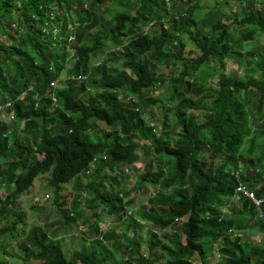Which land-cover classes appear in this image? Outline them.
<instances>
[{"label": "trees", "instance_id": "trees-1", "mask_svg": "<svg viewBox=\"0 0 264 264\" xmlns=\"http://www.w3.org/2000/svg\"><path fill=\"white\" fill-rule=\"evenodd\" d=\"M193 1L0 0V254L20 225L28 263L105 264L119 254L116 264H264V45L243 49L264 33V0H237L229 22ZM185 33L198 56L183 54ZM242 57L241 76L227 74V60L239 66ZM62 74L64 85L52 87ZM161 106L157 131L145 114L155 119ZM104 168L114 172L110 189ZM125 168L147 189L138 219L127 215L133 201L119 184ZM44 174L65 221L87 222L89 245L68 255L50 241L57 231L26 223L19 210ZM70 180L75 196L66 202ZM238 184L262 197L260 206L233 198ZM102 212L124 220L121 232L102 230ZM141 219L173 231L150 230L146 256L139 234L127 236ZM255 229L259 240L248 233Z\"/></svg>", "mask_w": 264, "mask_h": 264}, {"label": "rangeland", "instance_id": "rangeland-1", "mask_svg": "<svg viewBox=\"0 0 264 264\" xmlns=\"http://www.w3.org/2000/svg\"><path fill=\"white\" fill-rule=\"evenodd\" d=\"M218 1L223 2L226 0H218ZM237 4H238L237 0H227L226 4L223 3L222 6H219L215 0H195L193 1V5L198 7L199 13L202 14L203 7L213 8L215 17L217 19H221L222 21H227V22L230 21L228 19L229 18L228 16L231 15V13H233V10L236 9ZM195 17L198 19V16L196 13H195ZM98 28L100 29V26ZM145 28H146V31H148V27H145ZM258 32H259V35L257 36L256 40L252 42L246 41L243 43V49L247 51L255 50L258 53H262L261 48L264 45V33H262V31H259V30ZM182 38L185 42L183 54L192 55L193 57L198 56L199 51H197L194 48V45L192 41L190 40V38L188 37V34L186 33L182 34ZM246 64L249 65V61L247 62L246 59H243V57L240 58L239 66L232 60L228 59L226 63L227 65L226 72L227 74H237L240 77L241 74L243 73L242 71L245 70L246 68ZM251 64H253V60L251 61ZM66 65L67 66L70 65L69 57L66 58ZM119 66H120L119 64L115 65L116 68H118ZM157 70L162 71L165 74H170V70L172 71V69H170L169 67H159L157 68ZM256 74H258V72ZM64 77H65V74H62V76H60L59 78L60 80L58 82H55V85H54L55 88L57 87L60 88L64 85ZM213 86H215V84H213ZM166 87H167V83L164 86L157 88L155 90L156 96L165 94L167 91ZM162 108H163L162 106L160 107V109L157 107L156 112L158 113V117H156L155 119L154 117H151V115L148 112H146L145 114L146 123L151 126L155 124L157 126L156 127L157 131L159 128L161 129L160 121L162 117L160 116L162 114L160 112H162L161 111ZM19 133L22 134L20 131ZM138 152H139L138 162L144 161L145 155H143L141 151H138ZM101 174L104 176L105 183L106 185H108L109 189L111 188V186L116 184V183H113L110 185L111 181H108L110 177L114 176V172L111 173L108 169L104 168ZM47 178H48V174L40 175L35 178L31 189L27 193H25L24 196L21 195L19 197V202H18L19 210H21V213L24 214L26 223L32 222V224L41 225V227L47 233H51L53 229H57V231L59 232V236L57 237V239H54L53 242L60 244L64 252L66 254H70L73 251L80 250L83 246L89 245L90 241L88 240V237H84L83 235V230L85 229L87 222L86 220H84L82 216L76 215L74 222H67L66 224L63 223V220H61L60 214L57 211L56 206L52 203L53 198H54V192L50 187L46 185ZM133 179H134V182L130 183V181H132ZM74 181L75 180H70L69 182L63 185V192H66L67 194H69V196L66 198L67 200L66 202L72 200L73 197L75 196V190L73 189V186H72ZM119 181H120L119 183L120 186L128 187V189L130 190L129 195H128V200L130 199L133 201L131 205L126 206L127 215L132 214L134 217H136L137 213L140 211L141 205L146 204V201L144 200V194L147 192V189L137 188L139 180H136V175H134V172L131 170V168H129L128 175H127V178H125V181L123 179ZM149 190L150 191L153 190L152 186H150ZM1 191L3 192L4 189L0 188V192ZM46 193H48L50 197L44 200L43 197L44 198L46 197ZM83 198L84 199L87 198V195L84 194ZM38 204L40 206H46L50 208L49 215L47 217H45L44 214L42 215L40 211H36L33 209L32 206H37ZM129 210H131V213L129 212ZM90 213L91 211L84 206L83 214L88 216L90 215ZM99 223L102 225V230H105V231L114 230L115 233L121 232V228H119V226L123 227L125 225L124 220H116L114 215L108 214L106 212H102ZM2 224H4V222L0 220V226ZM150 227H151L150 225H145V227L142 228L141 230H138L136 228L135 232H132L130 230L127 234L128 237H134L139 234L140 246L142 245L140 249L141 252L144 251L147 253L146 251L147 229H150ZM17 228L20 234L22 233L24 229H26V227H22L20 225H17ZM252 231L253 230H250L248 231V233L254 236L257 235V237L255 238L253 237V239L259 240L262 237L261 236L262 232L258 231L257 229H255L253 232ZM172 232H173L172 230L167 229V231H165L164 234L171 236ZM20 234L14 233V235L9 234L5 236L6 243L3 244L4 249L2 250L0 257L5 258L9 264H37V263L24 262L21 259L22 253H20L19 245L21 244L22 241L19 238ZM110 242H111L110 240L105 241V246H106V249L108 250H111ZM219 244H220V241H219ZM154 252H156L157 254L160 253V251L157 250V248L155 249ZM7 253H10L11 255ZM120 258L121 256L119 254H114L112 256V259H108L105 262V264H116V260ZM196 258L199 263V256L197 254H196ZM214 261L216 262V259H214Z\"/></svg>", "mask_w": 264, "mask_h": 264}, {"label": "clouds", "instance_id": "clouds-1", "mask_svg": "<svg viewBox=\"0 0 264 264\" xmlns=\"http://www.w3.org/2000/svg\"><path fill=\"white\" fill-rule=\"evenodd\" d=\"M78 76V75H77ZM76 76V77H77ZM10 103V102H9ZM5 105V104H4ZM2 117H5V113H2ZM125 171L126 172H128L129 171V169L128 168H125ZM239 185H242V184H238L237 186H239ZM237 186H236V188H237ZM244 186V185H243ZM245 187V186H244ZM236 188H235V196H233V198H235V199H238L239 197H244L245 199H247V200H249V201H251V199L249 198V197H247V196H245L242 192H239V191H237L236 190ZM245 189L246 190H248V191H250V192H252V193H254L255 194V196H256V193L253 191V190H251V189H248L247 187H245ZM47 197V198H46ZM46 197L44 198L43 197V199L44 200H46V199H48L49 197H50V195L48 194V193H46ZM258 198H260V199H262V197H258ZM251 203H253L255 206H258V205H256L253 201H251ZM260 206V205H259ZM60 214V213H59ZM60 217H61V220H63V223L64 224H66L67 222H74L75 220H73V221H65V219L63 218V215H60ZM136 219H138L139 218V216H138V214H137V216L135 217ZM183 220V218H180V219H177L176 220V223H179V222H181ZM140 223H141V226H142V228H144L145 227V225H150L151 227H150V229H147V239H146V251L148 250L147 249V241H148V232L150 231V230H154V231H156V232H158L159 231V228L157 227V226H154L152 223H150V222H147L146 220H143V219H141L140 220ZM142 228H138V230H141ZM167 229H170L171 230V228H165L163 231H167ZM54 231H57V229H53L52 230V232L51 233H47L46 231V233L47 234H53V232ZM57 236L55 237V238H50V241L52 242V243H55V242H53V240L54 239H57V237L59 236V232L57 231ZM161 233V231H159V234ZM21 241L23 242V240L21 239ZM21 242V243H22ZM55 244H57V243H55ZM142 246V245H141ZM141 246H140V248H141ZM63 249V248H62ZM64 251V250H63ZM65 253V252H64ZM148 253H149V250H148V252L146 253V252H143V255L144 256H146V255H148ZM68 255V254H67Z\"/></svg>", "mask_w": 264, "mask_h": 264}, {"label": "built area", "instance_id": "built-area-1", "mask_svg": "<svg viewBox=\"0 0 264 264\" xmlns=\"http://www.w3.org/2000/svg\"><path fill=\"white\" fill-rule=\"evenodd\" d=\"M84 77H85V76H84V75H81V74L77 76V78H80V79H81V78H84ZM55 82H57V81H56V80L51 81L50 85H51L52 87H54ZM51 99H52L53 104H54V105H57V99L55 98L54 95H51ZM9 106H10V103H9V102L5 104V107H9ZM1 113H5V117H6V119H7V113H6V110L1 111ZM10 118H11V116L9 117V119H10ZM236 190L239 191V192H242L245 196L249 197V198L251 199V201H253L256 205L259 206V205L261 204L262 199H260V198H258L257 196H255L254 193H252V192L246 190L245 187H244L243 185H239V186H237ZM258 215H259V218L262 217V213H259Z\"/></svg>", "mask_w": 264, "mask_h": 264}]
</instances>
